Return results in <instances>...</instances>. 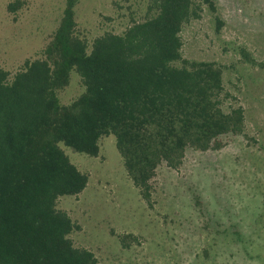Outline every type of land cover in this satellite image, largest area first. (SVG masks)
<instances>
[{"label": "trees", "instance_id": "trees-1", "mask_svg": "<svg viewBox=\"0 0 264 264\" xmlns=\"http://www.w3.org/2000/svg\"><path fill=\"white\" fill-rule=\"evenodd\" d=\"M79 1H64L48 41L14 72L0 67V264H98L74 244L70 235L80 226L58 207L59 197L79 194L88 182L60 142L97 156L100 137L113 134L128 177L151 207L159 165L177 169L186 150L218 151L223 136L245 130L243 107L224 108L226 67L182 56L183 26L204 10L217 13L216 0H147L144 20L104 32L90 49L77 29ZM21 5L13 0L7 10ZM214 18L218 30L222 20ZM73 69L84 89L62 104L58 92Z\"/></svg>", "mask_w": 264, "mask_h": 264}, {"label": "rangeland", "instance_id": "rangeland-1", "mask_svg": "<svg viewBox=\"0 0 264 264\" xmlns=\"http://www.w3.org/2000/svg\"><path fill=\"white\" fill-rule=\"evenodd\" d=\"M11 1L0 0V67L14 72L48 41L65 0H22L15 13L7 10ZM216 3L217 13L204 10L183 26L182 56L226 67L224 108L243 107V134L223 136L218 151L186 150L177 169L159 165L151 207L128 177L113 134L100 137L97 156L59 143L88 182L79 194L59 197L58 207L80 226L70 235L74 244L98 264H264V70L241 52L264 62V0ZM146 7L147 0H80L77 29L90 49L104 32L144 20ZM82 87L71 70L60 103Z\"/></svg>", "mask_w": 264, "mask_h": 264}]
</instances>
